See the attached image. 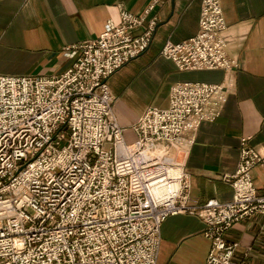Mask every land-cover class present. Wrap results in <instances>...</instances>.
Listing matches in <instances>:
<instances>
[{"label": "built area", "instance_id": "obj_1", "mask_svg": "<svg viewBox=\"0 0 264 264\" xmlns=\"http://www.w3.org/2000/svg\"><path fill=\"white\" fill-rule=\"evenodd\" d=\"M159 2L142 14L120 5L118 23L64 48L72 63L60 74H0V264H158L162 224L180 214L204 221L206 264H247L227 234L264 217L253 176L257 167L264 174V154L242 138L238 167L224 176L232 199L201 204L177 146L192 117L218 116L223 86L174 83L168 106H147L131 126L133 141L114 112L109 79L151 46ZM227 27L221 0H202L198 33L168 40L161 55L180 71L237 68Z\"/></svg>", "mask_w": 264, "mask_h": 264}, {"label": "crops", "instance_id": "obj_2", "mask_svg": "<svg viewBox=\"0 0 264 264\" xmlns=\"http://www.w3.org/2000/svg\"><path fill=\"white\" fill-rule=\"evenodd\" d=\"M153 0H0V74L57 75L72 60L67 45L97 38L108 21L119 22V6L142 14ZM227 30L226 52L236 59L234 69L180 71L161 55L164 44L188 39L198 33L202 0H161L151 16L158 24L149 49L109 79L118 97L114 112L129 141L131 126L149 105L167 107L172 85L179 81L218 83L222 92L215 100V119L192 117L190 131L177 146L188 152L190 193L203 204L210 199L229 201L233 196L227 174L235 173L240 141L264 154V0H221ZM138 30L136 34H140ZM153 96L159 99L139 103ZM258 188L264 174L253 171ZM204 221L180 214L161 227L158 264H206L211 242L203 235ZM239 243L235 260L264 264V217L255 215L236 223L228 232Z\"/></svg>", "mask_w": 264, "mask_h": 264}, {"label": "rangeland", "instance_id": "obj_3", "mask_svg": "<svg viewBox=\"0 0 264 264\" xmlns=\"http://www.w3.org/2000/svg\"><path fill=\"white\" fill-rule=\"evenodd\" d=\"M153 98H154V97L150 95V96H148V97H145V98L141 99V101L139 100V103H141V102H142V103L150 102V101L154 100ZM158 100H159V99L154 100V101H155L154 103L157 104V103H158Z\"/></svg>", "mask_w": 264, "mask_h": 264}]
</instances>
